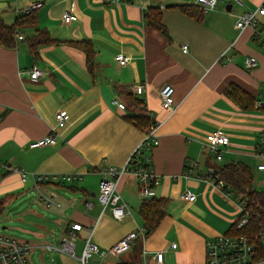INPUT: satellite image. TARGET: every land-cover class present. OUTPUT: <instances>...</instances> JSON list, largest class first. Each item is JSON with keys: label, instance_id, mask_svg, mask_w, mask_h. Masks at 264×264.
Wrapping results in <instances>:
<instances>
[{"label": "crops", "instance_id": "1", "mask_svg": "<svg viewBox=\"0 0 264 264\" xmlns=\"http://www.w3.org/2000/svg\"><path fill=\"white\" fill-rule=\"evenodd\" d=\"M37 1L41 6L32 9ZM262 3L264 0H242L240 4L217 0L214 8L201 13L197 0H0V15L8 24L32 11L29 20L17 27L22 38H16L11 47L0 44L2 214L10 196L13 199L29 188L51 198L49 204L42 203L48 216L37 213L46 224L33 222L34 240L5 234L29 244V264H34L31 254L36 248L48 255L69 256L47 246L59 243L70 222L82 225L75 238L74 258L79 264L78 256L89 235L100 247H107L143 226L138 206L145 197L132 173H123L117 184L127 205L125 216L114 218L108 209L101 213L97 200L95 186L101 171L123 166L145 134L124 118L129 114L125 108L112 103L114 98L122 101L115 90L117 84L135 92L153 119L160 121L158 144L149 154L151 167L159 176L154 196L167 198L168 207L151 234L134 239L130 250L120 257L96 255V263L119 264L136 254L138 264H154V252L162 250V264H205V241L229 231L239 215L241 200L224 187L225 182L219 186L206 177L207 168L242 161L251 169L252 187L264 190V170L257 167L264 154V111L260 109L264 99V15H258L254 28L239 30L235 26L238 15ZM180 4L198 7L199 17L182 11ZM153 7L161 10L166 33L147 24L145 13ZM67 10L72 19L65 22L62 14ZM41 31L53 41L39 44L35 56L28 39ZM84 40L93 48L92 69L82 46L76 44ZM182 44H187V52ZM119 53L127 57L123 65L115 60ZM247 56L256 58L255 67H245ZM35 66L42 70L36 78L31 76ZM231 82L257 98L254 109L241 110L225 96L224 89ZM163 84L174 87L173 110L161 107L159 89ZM59 110L69 113L70 119L58 130L56 142L31 147V142L50 132ZM214 129L229 137L220 161L201 146L205 134ZM187 162H197L188 174L184 171ZM8 166L26 172V180ZM35 174L47 178L37 183ZM55 174H73L74 178L55 179ZM184 192L194 194V199H182ZM48 222L61 236L56 242L43 243L46 234H56Z\"/></svg>", "mask_w": 264, "mask_h": 264}, {"label": "built area", "instance_id": "2", "mask_svg": "<svg viewBox=\"0 0 264 264\" xmlns=\"http://www.w3.org/2000/svg\"><path fill=\"white\" fill-rule=\"evenodd\" d=\"M105 2H117L119 0H104ZM237 3H242V0H233ZM217 0H197L202 11H206L215 7ZM41 2L37 1L32 3L31 8L35 9L41 6ZM258 15H264V3L260 4L255 9L248 10L237 16L235 26L239 30H243L247 27H255L259 21ZM62 19L68 22L72 19V13L65 11L62 14ZM17 38H22V35L18 34ZM264 47V45H263ZM183 52L188 51L187 44L181 46ZM127 57L119 53L115 56V60L118 64L123 65L126 62ZM245 67L252 68L257 64V60L254 56H247L245 58ZM42 74V70L39 67L32 68L31 76L36 78ZM174 87L171 84H163L159 89L160 104L161 107L166 110L174 109ZM112 103L119 104L120 107L125 108L122 101H118L117 98L112 100ZM56 123L51 126L50 132L36 141L31 142V147L42 146L46 144H54L56 142V134L58 130L64 127L70 119V114L59 110L55 113ZM160 125V121L156 120L151 127L145 131L144 138L135 147L127 161L120 168L109 166L104 168L102 172V178L99 181V187L97 192V200L101 206V213L105 210H110L111 215L114 218L121 219L126 214V202L123 200L118 192L117 184L121 175L125 172H130L135 175L139 186L140 193L143 197L154 196V187L159 182V176L153 171L151 167L150 151L158 144L157 128ZM229 137L220 129H214L205 134L202 141V149L213 155L216 161H220L223 156L224 147L228 144ZM197 162L188 163L185 168V173L188 174L192 171V166ZM1 166V164H0ZM259 169L264 170V154L263 162L257 166ZM8 169L19 171L21 179L24 181L27 178L26 172L18 169L17 167L8 166ZM59 177L63 180H70L74 178L73 174H62L61 176L53 175V178ZM206 177L211 178L217 182V185L222 186L223 180L219 176V172L210 165L207 168ZM35 181L37 183L42 182L47 178V175L35 174ZM185 200H193L195 195L190 192H184L180 196ZM43 202L49 204L51 198L47 195H41ZM59 205L58 203H56ZM247 208L244 200L239 202V215L237 217V228L243 227L247 221ZM82 225L79 222H70L67 226L65 233L60 238L59 243L54 245H48V249L64 252L71 257H76L75 253V238L78 230ZM94 228V226H92ZM90 230V234L92 233ZM143 239L145 237L144 226L139 227L136 230L128 232L126 235L119 238L116 242L107 247H100L94 242L89 235L84 240V244L80 255L78 256L80 264H99L92 263L91 257L93 255H99L100 257H120L130 250L134 239ZM261 239L264 240V234L261 235ZM175 247L176 244H171ZM30 247L27 242L17 240L13 237L0 233V264H29ZM163 251L157 250L154 252V264H162ZM205 262L206 264H264V259L258 260L255 258V250L250 238L244 234H228L221 233L213 238L205 241Z\"/></svg>", "mask_w": 264, "mask_h": 264}, {"label": "trees", "instance_id": "3", "mask_svg": "<svg viewBox=\"0 0 264 264\" xmlns=\"http://www.w3.org/2000/svg\"><path fill=\"white\" fill-rule=\"evenodd\" d=\"M178 7L192 15L199 17V9L196 6H189L180 4ZM200 12L203 11L200 9ZM32 11L17 18L12 24L5 22L0 15V44L11 47L15 45L18 35V25L29 20ZM201 15V14H200ZM147 24L163 33L167 30L162 21V12L158 7L150 8L145 13ZM47 32L41 31L39 36L28 39L31 52L37 55V46L42 43L52 42ZM82 46L86 55V63L92 69L94 64V52L91 43L88 40L76 42ZM115 90L124 104L125 109L129 114L124 118L132 123L136 128L147 131L151 125L156 121L152 115L146 110L143 100L132 92L128 86L124 84L115 85ZM224 94L241 110H252L257 101V98L249 91L245 90L236 83H229L225 89ZM264 111V99L260 106ZM219 172L220 178L225 182L224 187H229L230 190L235 191L240 195V199L244 200L247 208V223L240 228H237V218L230 225L228 234L244 233L253 244L255 250V258L258 260L264 259V240L261 235L264 234V190H257L252 187V173L248 164L242 161H230L223 164L212 165ZM3 203L0 199V215L3 212ZM168 207V199L165 197L151 196L143 198L138 206V213L143 221L145 228V235L151 234L159 225L166 214ZM139 256L133 255L129 261H120L119 264H138ZM206 264V262H205Z\"/></svg>", "mask_w": 264, "mask_h": 264}, {"label": "rangeland", "instance_id": "4", "mask_svg": "<svg viewBox=\"0 0 264 264\" xmlns=\"http://www.w3.org/2000/svg\"><path fill=\"white\" fill-rule=\"evenodd\" d=\"M76 183V181L74 182ZM99 187V181L97 182V186ZM41 193H39L36 188H29L24 192H20L16 194V196L12 199V196L7 199V207L5 212L0 216V233L14 235L27 240H34V226L35 221H40L41 223H45L44 219L40 218V215L37 213H42L48 216V210L42 207L43 200L41 198ZM55 229L56 234H51L46 239L41 240L43 243L46 241L56 242L61 233L51 222H48ZM47 223V225H49ZM51 238H56L50 240ZM42 248H36L32 254L31 259L34 264H79L78 260L74 257H70L64 255L62 253H56L55 255L45 254ZM78 253V251H77ZM53 258V259H51ZM96 255L91 257L92 263H96Z\"/></svg>", "mask_w": 264, "mask_h": 264}, {"label": "water", "instance_id": "5", "mask_svg": "<svg viewBox=\"0 0 264 264\" xmlns=\"http://www.w3.org/2000/svg\"><path fill=\"white\" fill-rule=\"evenodd\" d=\"M230 7H231V5H230V4H228V5H227V8L229 9Z\"/></svg>", "mask_w": 264, "mask_h": 264}]
</instances>
